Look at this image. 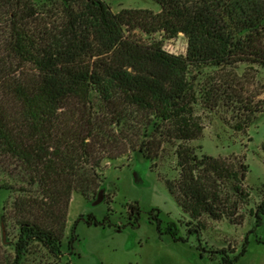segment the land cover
Here are the masks:
<instances>
[{"label":"trees","instance_id":"obj_1","mask_svg":"<svg viewBox=\"0 0 264 264\" xmlns=\"http://www.w3.org/2000/svg\"><path fill=\"white\" fill-rule=\"evenodd\" d=\"M154 1L157 13H114L103 0H0V187H35V197L13 202L22 216L11 264H22L32 242L55 257L62 254L71 195L88 199L96 192L103 162L134 151L154 160L163 143L201 135L191 70H213L202 92L208 106L224 97L243 102L242 81L254 78L249 70L264 71V0ZM157 32L182 33L185 54L164 50ZM238 64L247 65L241 76L233 71ZM244 107L262 112L264 98ZM235 127L242 129L241 123ZM175 154L178 178L166 185L192 219L187 225L194 223L188 231L205 226L202 215L241 223L232 220L238 202H224L220 182L228 179L238 198L246 199L245 166L197 159L182 145ZM128 209L134 224L137 205ZM159 212L150 211L158 230L181 239L174 222L160 229ZM251 214L260 225L264 192ZM74 240L72 233L68 251Z\"/></svg>","mask_w":264,"mask_h":264},{"label":"rangeland","instance_id":"obj_2","mask_svg":"<svg viewBox=\"0 0 264 264\" xmlns=\"http://www.w3.org/2000/svg\"><path fill=\"white\" fill-rule=\"evenodd\" d=\"M103 1L114 13L123 9L159 11V4L154 0ZM132 32L138 37L141 34L140 29ZM153 36L161 40V46L167 52L185 54L187 44L182 33L166 37L157 32ZM246 68V64H238L233 71L241 76ZM212 72L207 68L200 73L191 70L188 74L197 94L194 114L203 126L201 135L191 140L174 139L163 143L154 160L134 151L103 162V179L96 192L88 199L79 193L71 195L61 236L62 254L55 257L40 244L32 242L22 264H224L225 256L231 259L243 246L244 253L231 264H264V214L260 225H256L255 216L251 214L264 192V109L252 114L244 107V104H254L264 98V71L253 73L249 70L254 78L242 81L243 102L224 97L216 106H208L202 92L209 89L205 84ZM248 116L252 119L249 122ZM245 121L248 123L244 124ZM237 123H241L242 129H236ZM179 145L187 146L197 159L212 157L233 165V168L239 164L245 166L241 182L249 194L246 199L238 198L228 179L220 182L224 202L228 205L238 202L239 215L232 220L242 219L241 223L202 215L199 220L205 226L188 231L194 223L187 225L192 219L182 211L166 185V181L173 182L178 178L180 167L175 153ZM23 188L27 191H19V187H0V264H11L14 257L22 211L14 207L13 202L22 196L35 197V187ZM135 204L139 216L132 224L133 215L128 207ZM153 208L160 211V229L164 230L168 222H174L176 236L181 239L175 240L171 234L158 230L157 221L150 213ZM32 211L35 214V208ZM89 217L90 221L87 220ZM72 233L75 240L73 249L68 251Z\"/></svg>","mask_w":264,"mask_h":264}]
</instances>
